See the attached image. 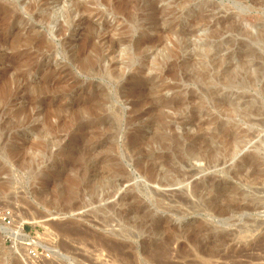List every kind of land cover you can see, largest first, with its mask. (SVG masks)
Returning a JSON list of instances; mask_svg holds the SVG:
<instances>
[{
    "label": "rangeland",
    "instance_id": "obj_1",
    "mask_svg": "<svg viewBox=\"0 0 264 264\" xmlns=\"http://www.w3.org/2000/svg\"><path fill=\"white\" fill-rule=\"evenodd\" d=\"M198 262L264 264V0H0V264Z\"/></svg>",
    "mask_w": 264,
    "mask_h": 264
},
{
    "label": "bare ground",
    "instance_id": "obj_2",
    "mask_svg": "<svg viewBox=\"0 0 264 264\" xmlns=\"http://www.w3.org/2000/svg\"><path fill=\"white\" fill-rule=\"evenodd\" d=\"M53 17V16H52ZM170 90H173L172 88H169V91ZM181 90H182V88H181ZM135 93V92H134ZM137 96V95H136ZM133 97V96H132ZM169 101H171V100H169ZM168 101V102H169ZM142 102V101H141ZM168 102H166L167 103V105L168 106H170V108H172L173 109V112L175 111L176 113L182 108L181 106H182V104H183V106L184 105H186L187 104V102H186V104H185V101L184 100H179V101H173V102H170V103H168ZM184 102V103H183ZM139 103V102H138ZM136 104V103H135ZM164 104H165V102H164ZM137 105V104H136ZM163 105V104H162ZM155 106V105H154ZM154 106H152V108L153 109H155L154 108ZM166 106V105H165ZM164 106V107H165ZM188 108V107H187ZM182 110V109H181ZM179 113H181V112H179ZM189 114V113H188ZM182 115H184L183 113H182ZM181 115V116H182ZM188 116V115H187ZM190 118V117H189ZM184 119V118H183ZM186 119V118H185ZM187 120V119H186ZM185 120V121H186ZM193 118L191 117L190 118V120H189V122L192 124V122H193ZM181 121H182V119H181ZM241 150H242V148H241ZM240 150H238V148H237V150H235L234 151V153L232 154V155H237V154H239L240 152H239ZM95 162L96 163H98L97 162V160H95ZM141 162V161H140ZM159 162V161H158ZM153 163V162H152ZM151 163V165H148L147 164V166L145 165V164H143V165H139L140 166V170H141V172L142 173H144L145 175H147V177L149 176L152 180L153 179H155L156 178V175H157V171H158V169H157V165H155V163H154V165ZM157 163V162H156ZM93 164V163H92ZM150 164V163H149ZM144 165H145V167H144ZM138 166V167H139ZM159 167H161V166H159ZM139 169V168H138ZM192 175H194V174H192ZM252 176V175H251ZM149 178V179H150ZM211 178V177H210ZM124 179V178H123ZM212 179V178H211ZM247 179H248V177H247ZM213 180V179H212ZM215 180V179H214ZM76 181H77V179H76ZM75 181V182H76ZM122 182H123V180H115L114 182H113V190L114 189H116L118 186H119V184H122ZM205 180L204 181H201L200 182V180L199 181H195L194 183H193V186H192V194L194 195V196H196V197H198L199 199H201V201H203L204 203H205V207L206 208H208L209 210H210V212L212 213V215H225L226 213H228L229 211H231V212H239V211H242V210H245V209H251V208H256L257 206H258V204H253V206H251V205H245V204H228L227 206H221V205H219L217 202L219 201L218 200V197L215 195V193H219L218 191H219V189H217V187L215 186V184H213V183H210L209 182V184L207 185H205ZM170 184V183H169ZM222 192V191H221ZM239 193V192H238ZM240 193H241V191H240ZM243 193V192H242ZM115 194V193H114ZM222 194V193H221ZM111 195V194H110ZM219 195V194H218ZM234 195V194H233ZM237 195H239V194H236V192H235V196H233V197H237ZM209 196V197H208ZM223 196V195H222ZM242 196V195H241ZM135 196H129V193L128 194H124L122 197H121V200L120 201H122V202H124V201H126L127 199L129 200V198H134ZM240 199V198H239ZM160 200V199H159ZM178 200H179V202H182V203H187V202H190V198L189 197H182L181 195H180V197H178ZM161 201V200H160ZM200 201V200H199ZM142 202V201H141ZM140 202V203H141ZM118 203V202H117ZM139 203V204H140ZM129 205H130V207H129V209L132 207V205H131V203H129ZM138 206V205H137ZM127 218V217H126ZM4 231H5V233L8 235V236H10V237H12L13 239H16V240H18V239H20V238H25L26 239V236L23 234V232H22V228H21V226H17L16 228H8V227H1ZM31 240V239H30ZM32 243H34V244H36V245H38V246H41L42 244L40 243V242H38V241H34V242H32ZM106 247V246H105ZM107 247H108V245H107ZM113 250L112 248H110L109 247V250ZM118 258H120V257H118ZM123 259V258H122ZM196 264H204V263H202V262H198V263H196Z\"/></svg>",
    "mask_w": 264,
    "mask_h": 264
}]
</instances>
